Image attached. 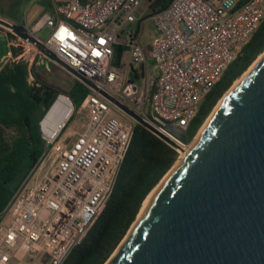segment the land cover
<instances>
[{
    "label": "built area",
    "instance_id": "obj_1",
    "mask_svg": "<svg viewBox=\"0 0 264 264\" xmlns=\"http://www.w3.org/2000/svg\"><path fill=\"white\" fill-rule=\"evenodd\" d=\"M143 1L51 0V10L30 32L87 81L180 142L165 122L186 131L204 97L257 30L264 0H172L150 17L156 35L148 51L140 42V27L127 32L125 39L119 36L124 24L135 21L134 13ZM44 28L49 35L41 41L35 33ZM5 31L15 39L10 40L1 65L26 62L32 80L33 62L38 57L51 60ZM117 44L128 48L126 68L113 64ZM11 48L20 49L19 54L14 56ZM147 62L152 65L148 79L142 74ZM131 70H136L138 80L130 79ZM86 87L88 93L78 108L59 92L38 122L44 152L0 215V264H62L111 195L136 122ZM59 99L70 105V111L51 134L53 125L43 120ZM112 109L126 120L111 117ZM82 111L85 117L74 129L69 123Z\"/></svg>",
    "mask_w": 264,
    "mask_h": 264
},
{
    "label": "water",
    "instance_id": "obj_2",
    "mask_svg": "<svg viewBox=\"0 0 264 264\" xmlns=\"http://www.w3.org/2000/svg\"><path fill=\"white\" fill-rule=\"evenodd\" d=\"M0 27L183 152L179 165L104 264H264V51L198 141L183 151L182 143L59 60L23 24L0 17Z\"/></svg>",
    "mask_w": 264,
    "mask_h": 264
},
{
    "label": "trees",
    "instance_id": "obj_3",
    "mask_svg": "<svg viewBox=\"0 0 264 264\" xmlns=\"http://www.w3.org/2000/svg\"><path fill=\"white\" fill-rule=\"evenodd\" d=\"M151 17L165 9L172 0H147ZM246 0H241L243 3ZM19 0H11L4 12L14 23H20L15 12ZM43 12L51 10V0H40ZM10 39L15 37L0 28ZM14 56L20 49L11 48ZM114 62L122 65L128 48L114 46ZM264 51V17L241 53L227 67L220 80L202 100L195 118L185 132L165 122V127L181 143L189 144L222 96ZM36 61V60H35ZM32 80L26 62H7L0 66V215L28 178L44 152L38 122L57 93L68 96L79 106L88 93L85 85L73 80L69 86H58L47 80L42 68L31 66ZM130 79L138 80L136 70ZM154 87L150 89V95ZM146 117H150L147 108ZM191 132V136L187 135ZM178 152L143 126L135 123L127 152L123 158L111 195L84 239L75 246L62 264H104L126 236L148 194L162 180L178 159Z\"/></svg>",
    "mask_w": 264,
    "mask_h": 264
},
{
    "label": "rangeland",
    "instance_id": "obj_4",
    "mask_svg": "<svg viewBox=\"0 0 264 264\" xmlns=\"http://www.w3.org/2000/svg\"><path fill=\"white\" fill-rule=\"evenodd\" d=\"M10 1L11 0H0V11H2V9H3V11L6 10L8 3ZM43 11H44L43 5L40 3V0H19L17 7H15V12L19 14V21L18 22L23 24L29 31H31L35 22L39 18H41V16L44 14ZM149 14H150V12L148 10V1L144 0L141 3L139 9L134 13L135 21L131 22V23L129 22V23L124 24L122 26V28L120 29V31H119L120 39H125V37H126L125 34L127 32H134V31L138 30V28L140 27L139 28L140 42H141L142 46L144 47V49H146V51H148L150 49L151 42L156 35L155 25L152 22L151 18L148 17ZM0 17L6 21L12 22V20L9 18V16L7 14H5L4 12L3 13L0 12ZM0 28L3 29L2 27H0ZM48 35H49V29L48 28L41 29V31L35 33V36H37L41 41H45L47 39ZM9 48L10 47L8 45V38H6V37L0 38V65H1L2 60L4 59L5 54ZM258 58H259V56L255 59V61ZM253 63L251 65H253ZM129 64H130V60H129V54L127 51L123 55L122 66L126 68V67H128ZM35 67H38L39 69L42 68L44 71V74L46 75L47 80H49L51 83L58 85V86H69V85H71V83L75 79L70 74H68L64 69H62L60 66L56 65L55 63L49 61L48 59H46L44 57H38L36 59ZM143 69H144V71H143ZM143 69H142V74L145 76L146 79H148V77L151 74V69H152L151 63L147 62ZM248 69L245 72H247ZM242 75L238 79H240L242 77ZM236 81H234V83ZM79 106H75V108H78ZM213 109H212V111H213ZM110 116L114 117L116 119H124V120H126V118H127V117L125 118L123 113L119 112L116 109H112ZM84 117H85V113L83 111L80 113H75L74 116L72 117L69 125L71 127H73L74 129H77L80 126V123L83 121ZM187 135L191 136V132L187 131ZM193 139H194V137H193ZM193 139H192V141H193ZM182 144L184 146L183 147L184 150L189 145V144H184V143H182ZM178 154H179V156H178V159H179L180 155L182 154V151L178 152ZM177 160H176V162H177ZM46 164H48V161H46Z\"/></svg>",
    "mask_w": 264,
    "mask_h": 264
},
{
    "label": "bare ground",
    "instance_id": "obj_5",
    "mask_svg": "<svg viewBox=\"0 0 264 264\" xmlns=\"http://www.w3.org/2000/svg\"><path fill=\"white\" fill-rule=\"evenodd\" d=\"M239 81L240 80L238 79L231 86V88L223 95V97L219 100V102L215 105V107H214L213 111L211 112V114L207 117V119L204 121V123L202 124V126L200 127V129L198 130V132L196 133V135H195V137L193 139V143L198 141L199 137L201 136V134L203 133V131L205 130V128L209 124V122H210L213 114L215 113V111L218 108L221 107V105L223 104V102L226 99V97L236 87V85L239 83ZM69 111H70V105L67 102H65L64 99L63 100L62 99H59L52 106V108L50 109V111L48 112V114L46 115V117L43 120V123H50L51 125H53L54 130H53V132L51 134H54L56 132V129L58 128V126L62 125L67 120L68 115H69ZM181 147L183 149L184 146L182 145ZM185 150H187V148ZM183 151H184V149H183ZM182 156H183V152L180 155V157L177 160V162L172 166L171 170L162 178V180L148 194V196L146 197L145 201L142 204V207H141V209L139 211V214L137 215L136 221H138L140 219V217L142 216V214L146 210L147 206L149 205V203L151 202V200L153 199V197L155 196V194L157 193V191L160 189V187L162 186V184L168 178L169 174L173 171V169H175V167H177V165H179Z\"/></svg>",
    "mask_w": 264,
    "mask_h": 264
},
{
    "label": "crops",
    "instance_id": "obj_6",
    "mask_svg": "<svg viewBox=\"0 0 264 264\" xmlns=\"http://www.w3.org/2000/svg\"><path fill=\"white\" fill-rule=\"evenodd\" d=\"M0 36H1L0 38H3V37H4V38H5V37L8 38V45H9V42H10L11 39L8 37V35H7L5 32L0 31ZM0 66H1V65H0Z\"/></svg>",
    "mask_w": 264,
    "mask_h": 264
}]
</instances>
